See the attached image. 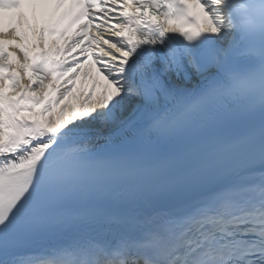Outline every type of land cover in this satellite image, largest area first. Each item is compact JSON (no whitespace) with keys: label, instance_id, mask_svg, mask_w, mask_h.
I'll return each instance as SVG.
<instances>
[{"label":"snow or ice","instance_id":"obj_1","mask_svg":"<svg viewBox=\"0 0 264 264\" xmlns=\"http://www.w3.org/2000/svg\"><path fill=\"white\" fill-rule=\"evenodd\" d=\"M0 264H264V0H0Z\"/></svg>","mask_w":264,"mask_h":264}]
</instances>
